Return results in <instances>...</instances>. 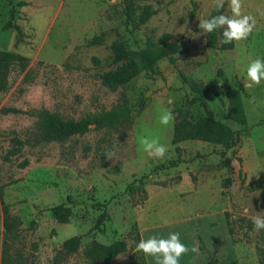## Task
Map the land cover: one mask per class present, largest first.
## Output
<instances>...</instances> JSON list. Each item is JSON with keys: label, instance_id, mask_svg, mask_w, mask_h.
Instances as JSON below:
<instances>
[{"label": "rangeland", "instance_id": "rangeland-1", "mask_svg": "<svg viewBox=\"0 0 264 264\" xmlns=\"http://www.w3.org/2000/svg\"><path fill=\"white\" fill-rule=\"evenodd\" d=\"M136 2L155 13L135 29L125 22L123 0H0V50L27 57L25 64L11 66L0 90V261L6 256L12 264H92L84 255L92 239L131 242L128 232L148 210L157 213V228L145 230L146 239L179 233L189 248L180 264H194L196 228L206 259L216 243L218 264H260L264 229L257 230L251 217L264 216V81L247 87L246 71L253 60H264V0H243L242 14L257 23L238 56L209 46L199 28L212 0ZM225 3L224 14L231 16ZM97 35L102 42L89 43ZM116 38L133 50L163 44H179L180 50L173 61H158L159 73L142 70L129 85L111 91L100 75L115 66L110 44ZM190 81L219 87V94L204 97L215 118L239 132L233 146L172 142L182 115L192 122L206 115L198 102L189 103L197 95ZM236 91L244 122L231 114ZM164 110L174 115L167 126L159 122ZM43 111L74 120L103 112L118 116L102 128L91 123L83 134L43 141L37 126ZM14 138L25 143L7 159ZM142 138L158 139L167 149L164 158L150 157ZM1 200L16 224L12 233L6 232ZM60 203L71 209L68 223L53 216L51 207ZM103 210L107 215L96 224ZM73 235L80 236V247L65 255L62 242ZM131 254L120 253L124 259L117 255L107 264H132Z\"/></svg>", "mask_w": 264, "mask_h": 264}, {"label": "trees", "instance_id": "trees-1", "mask_svg": "<svg viewBox=\"0 0 264 264\" xmlns=\"http://www.w3.org/2000/svg\"><path fill=\"white\" fill-rule=\"evenodd\" d=\"M22 3V2H21ZM23 4V3H22ZM226 3L224 7L216 11L215 8L211 10L208 18L215 15L224 14ZM122 12L125 17L126 23H131L133 28H139L142 24L155 13V9L149 4H137L136 0H123ZM169 39V34H164L162 37L163 42ZM222 30H217L213 33H208V45L213 48L221 50H229L234 47V41L229 44L222 43ZM102 37L100 35L94 36L89 43H100ZM111 49V62L115 65L113 68L104 71L100 75L101 83L110 89L116 91L119 87L127 86L131 81L142 71L147 70L151 73H159L156 65L162 58H169L174 60L173 54L180 50L179 44H172L170 46L161 45L158 48L144 47L142 49H129L125 46L120 38L114 39L110 44ZM94 62H98L96 57L92 58ZM27 62V57L11 51L0 50V90L6 86V79L11 66L15 63ZM189 85L191 90L196 93L189 103H199L204 107L206 115L201 117L196 122H192L185 115L177 119L174 125L172 142L174 144L187 139H198L202 141H209L213 143H220L225 147L233 146L239 139V132L234 131L228 124L218 120L214 116L212 109L208 107L206 98L204 97L209 92L215 94L220 93L217 86L209 88L208 86L190 81ZM242 87V83L238 82ZM231 114L240 121H245V112L243 110L240 93L236 91L230 100ZM118 113L116 112H103L94 115L92 119H64L60 115L48 111H43L37 120L40 139L43 141H63L68 139L74 134L85 133L91 123H95L98 128H102L107 124H112L117 119ZM24 141L20 139H13V146L7 152L6 158L9 159L10 155L16 154L24 145ZM28 161L24 160L21 166L27 165ZM2 210L5 216L4 225L6 232L12 233L16 224L12 220L7 205L1 200ZM54 218L59 223H68L71 216V209L64 203H60L51 207ZM107 215L106 210H103L96 224L105 219ZM229 227L230 235L232 236L233 230L230 226L229 220L226 216ZM131 237V242L126 239L116 240L109 244L99 242L92 239L91 242L84 248V255L91 261L92 264H107L111 259L115 258L120 253L128 250L132 251L131 260L132 264H147L145 255L142 252H135L136 244L141 240L140 230L136 222L132 225L128 232ZM80 236L73 235L68 237L62 242L61 250L65 255H69L78 251L80 247ZM234 243V238L232 237ZM199 248L204 250L205 245L200 241ZM218 247L214 243V250L211 254L207 255L208 264H218ZM260 264H264V251L259 260ZM0 264H12V262L4 256Z\"/></svg>", "mask_w": 264, "mask_h": 264}, {"label": "clouds", "instance_id": "clouds-1", "mask_svg": "<svg viewBox=\"0 0 264 264\" xmlns=\"http://www.w3.org/2000/svg\"><path fill=\"white\" fill-rule=\"evenodd\" d=\"M225 0H212L216 11L224 7ZM231 16L220 14L211 16L208 19H199V28L203 33H213L222 30V43L229 44L233 41L240 42L248 39L256 27V19L252 15L242 14L243 0H228ZM246 78L250 83L247 87L259 86L264 81V60L257 58L247 67ZM174 121L171 110H164L159 122L162 125H169ZM140 144L150 157L163 159L167 151L166 147L160 144L158 139L142 138ZM108 160H112L114 153H105ZM264 170V169H259ZM259 170L253 175L259 179ZM252 175V176H253ZM249 178V180L252 178ZM259 196V193L256 195ZM254 227L257 230L264 229V216L251 217ZM198 251L196 248L191 249ZM189 251V248L181 242L179 233H170L168 238L151 236L148 239H141L135 248V252H142L145 256L155 258L156 264H180V259ZM124 259V256L117 257Z\"/></svg>", "mask_w": 264, "mask_h": 264}, {"label": "crops", "instance_id": "crops-1", "mask_svg": "<svg viewBox=\"0 0 264 264\" xmlns=\"http://www.w3.org/2000/svg\"><path fill=\"white\" fill-rule=\"evenodd\" d=\"M244 48H245V46H244V42L243 41H241V44H239V45H236L235 42H234V47L231 50H233V54L234 55L238 56L244 50ZM150 200H151V198L149 197V202H150ZM154 201H157V200H154ZM150 209L151 208H149V210ZM144 214L139 215V217L137 216V224H138V227H139V230H140L141 239H145L146 240L145 230H150V229H153V228H157L155 223H153L157 213L155 211H148L147 210L146 213L144 212ZM212 220H210V225H211V221ZM214 220H215V218H214ZM223 223L225 225L226 231L228 232L227 233L228 239L230 238V240L232 241L231 235H230V232H229V227H227V221H226L225 218H224ZM199 232H200L199 229L196 228V238L197 239H196V243H195V248L198 249V251H196L197 254L195 255V257L192 258V262L194 264H208L207 259L205 258V256L201 253V251H199L200 249H199V244H198V237L201 236ZM212 243H213V241H212ZM231 248H232V246H231ZM198 253H201V254L198 255ZM145 258H146L147 264H156L155 258H153L151 256H145Z\"/></svg>", "mask_w": 264, "mask_h": 264}]
</instances>
